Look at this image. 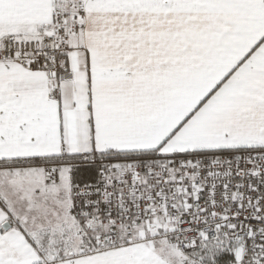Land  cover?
Returning a JSON list of instances; mask_svg holds the SVG:
<instances>
[{"label": "snow or ice", "instance_id": "6c2138e0", "mask_svg": "<svg viewBox=\"0 0 264 264\" xmlns=\"http://www.w3.org/2000/svg\"><path fill=\"white\" fill-rule=\"evenodd\" d=\"M0 264H264V0H0Z\"/></svg>", "mask_w": 264, "mask_h": 264}]
</instances>
